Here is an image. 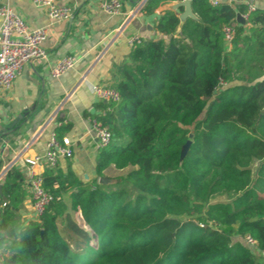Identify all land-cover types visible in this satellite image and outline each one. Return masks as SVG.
<instances>
[{"label":"trees","instance_id":"trees-1","mask_svg":"<svg viewBox=\"0 0 264 264\" xmlns=\"http://www.w3.org/2000/svg\"><path fill=\"white\" fill-rule=\"evenodd\" d=\"M182 1L150 0L143 13ZM211 1L192 0L200 21L181 28L164 11L160 38L141 39L115 67L120 101L97 117L114 139L99 150L96 179L46 170L53 202L25 225L24 173L6 175L0 264H263L264 9ZM238 13L248 21L228 46L223 30ZM111 167L128 172L100 185Z\"/></svg>","mask_w":264,"mask_h":264},{"label":"crops","instance_id":"crops-1","mask_svg":"<svg viewBox=\"0 0 264 264\" xmlns=\"http://www.w3.org/2000/svg\"><path fill=\"white\" fill-rule=\"evenodd\" d=\"M56 1L72 9L70 20H51L31 0H0V6L10 5L32 30L48 31L43 44L45 58L27 63L11 91L0 96V176L18 168L27 181L28 166L24 160L43 155L46 144L56 135L72 141L74 157L60 160L54 169L65 174L71 169L83 181L96 179L99 149L92 121L106 113L109 102L96 97L92 88H110L114 83L115 67L126 62L130 53L129 38H160L156 22L166 6L176 3L165 4L146 15L139 7L140 0H120L123 15L110 17L100 8L102 0ZM244 1H254L257 8L264 9V0H234L233 6L244 5ZM68 56L76 58L75 67L60 78H53L54 66ZM45 171L39 169L41 173ZM110 171L118 170L111 167L105 171V176L113 179ZM27 195L20 210L25 225L33 220L28 187ZM262 257L264 264V254Z\"/></svg>","mask_w":264,"mask_h":264},{"label":"built area","instance_id":"built-area-1","mask_svg":"<svg viewBox=\"0 0 264 264\" xmlns=\"http://www.w3.org/2000/svg\"><path fill=\"white\" fill-rule=\"evenodd\" d=\"M37 8H42L48 17L53 21H68L71 19L72 9L59 5L56 0H31ZM150 0H140V9H143ZM212 5L217 6L224 2L233 6L234 0H212ZM243 4L247 7L248 13L257 9L254 1ZM101 10L110 17L123 15V7L120 0H102ZM247 22L249 14H241ZM239 23L234 22L224 28V39L228 46H231L236 28ZM48 38L46 29L32 30L14 11L10 5L0 6V96L9 93L17 77L22 73L24 66L29 62L39 61L45 58L43 44ZM141 43V38L131 37L128 45L133 47ZM76 58L68 56L59 61L51 71L53 78H60L62 75L72 70L76 65ZM93 94L106 102L120 101V95L114 88L94 86ZM92 132L95 136L98 149H105L111 145L114 136L111 130L102 126L97 120L92 121ZM74 157L72 141L67 138L52 136L46 144L43 155H36L27 158L24 163L28 166L27 185L32 197V219L38 220L46 211L47 207L53 202V196L43 185V173L39 169H54L60 160H68ZM5 173V172H4ZM6 175L1 174L0 181ZM5 207L6 204H3ZM244 242L254 248L255 242L246 237Z\"/></svg>","mask_w":264,"mask_h":264},{"label":"water","instance_id":"water-1","mask_svg":"<svg viewBox=\"0 0 264 264\" xmlns=\"http://www.w3.org/2000/svg\"><path fill=\"white\" fill-rule=\"evenodd\" d=\"M165 11H171L178 13V18L180 20V27L183 26V24L186 22L187 19H193L196 21H200L196 15L193 13L192 9V0H183L182 2H178L175 4L168 5L164 8ZM237 22L239 24L245 25L246 21L243 19L241 14H237ZM191 145V141H188L185 146L182 148L181 152V159L183 160L189 150V147ZM6 173V172H5ZM3 173V174H5ZM117 183V180L110 179L106 176L99 179L100 185H114ZM2 195V185L0 184V196Z\"/></svg>","mask_w":264,"mask_h":264},{"label":"rangeland","instance_id":"rangeland-1","mask_svg":"<svg viewBox=\"0 0 264 264\" xmlns=\"http://www.w3.org/2000/svg\"><path fill=\"white\" fill-rule=\"evenodd\" d=\"M129 139H127L128 141ZM258 169V165H255L254 166V171H256ZM128 172V170H124V171H117V172H114V171H110L109 172V175H111V177L113 179L115 178H118V177H121L122 175H125L126 173ZM115 177V178H114ZM229 201L228 198L226 197H217L215 199L212 200V204H217V203H227ZM80 219V215H77V220ZM198 222V221H197ZM200 225L202 226V223H200ZM240 239L237 237V238H233V241L234 242H237L239 241ZM241 241V240H240ZM242 242V241H241Z\"/></svg>","mask_w":264,"mask_h":264}]
</instances>
